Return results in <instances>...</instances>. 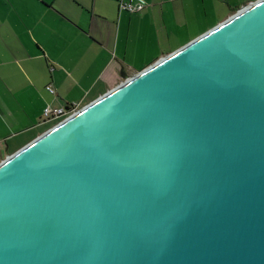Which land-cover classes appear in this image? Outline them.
I'll list each match as a JSON object with an SVG mask.
<instances>
[{"label":"water","instance_id":"obj_1","mask_svg":"<svg viewBox=\"0 0 264 264\" xmlns=\"http://www.w3.org/2000/svg\"><path fill=\"white\" fill-rule=\"evenodd\" d=\"M0 264H264V0L2 159Z\"/></svg>","mask_w":264,"mask_h":264},{"label":"crops","instance_id":"obj_2","mask_svg":"<svg viewBox=\"0 0 264 264\" xmlns=\"http://www.w3.org/2000/svg\"><path fill=\"white\" fill-rule=\"evenodd\" d=\"M0 0V161L254 0ZM49 85L53 92L46 91Z\"/></svg>","mask_w":264,"mask_h":264},{"label":"built area","instance_id":"obj_3","mask_svg":"<svg viewBox=\"0 0 264 264\" xmlns=\"http://www.w3.org/2000/svg\"><path fill=\"white\" fill-rule=\"evenodd\" d=\"M117 3V7L119 10H124L127 12H139L145 7V4L142 0H115ZM46 91L49 93L53 92V89L49 86H45ZM77 109L74 107H66L64 108H49L45 106L42 109V116L43 118H50L53 116L59 117L60 119H63L70 114L74 113Z\"/></svg>","mask_w":264,"mask_h":264},{"label":"rangeland","instance_id":"obj_4","mask_svg":"<svg viewBox=\"0 0 264 264\" xmlns=\"http://www.w3.org/2000/svg\"><path fill=\"white\" fill-rule=\"evenodd\" d=\"M222 20H224V19H222ZM222 20H221V21H222ZM219 22H220V21H219ZM219 22H218V23H219ZM216 24H217V23H215L214 25H216ZM214 25H212V26H214ZM60 120H61V119H60ZM57 122H58V121H57ZM57 122H56V123H57Z\"/></svg>","mask_w":264,"mask_h":264}]
</instances>
